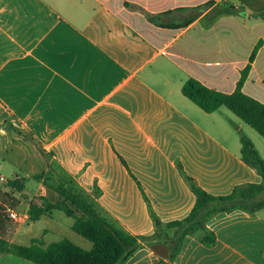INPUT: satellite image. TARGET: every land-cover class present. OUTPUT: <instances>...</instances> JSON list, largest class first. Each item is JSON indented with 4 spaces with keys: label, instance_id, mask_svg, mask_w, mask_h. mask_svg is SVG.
<instances>
[{
    "label": "crops",
    "instance_id": "1",
    "mask_svg": "<svg viewBox=\"0 0 264 264\" xmlns=\"http://www.w3.org/2000/svg\"><path fill=\"white\" fill-rule=\"evenodd\" d=\"M209 1L243 6L244 15L179 25L186 9ZM248 64L242 93L264 104V0H0V169L12 156L21 166L38 160V147L97 192L127 231L150 237L152 214L165 225L192 210L185 177L214 196L264 184L243 162L240 142L264 159V137L225 107L203 112L181 91L191 78L230 94ZM31 225L0 236L21 246L54 243ZM206 226L215 244L188 235L175 264H264V209L220 212ZM80 238L72 243L90 250ZM168 254L166 243H155L124 264H160ZM0 264L35 263L0 253Z\"/></svg>",
    "mask_w": 264,
    "mask_h": 264
},
{
    "label": "trees",
    "instance_id": "2",
    "mask_svg": "<svg viewBox=\"0 0 264 264\" xmlns=\"http://www.w3.org/2000/svg\"><path fill=\"white\" fill-rule=\"evenodd\" d=\"M230 5L209 1L198 7L186 9L189 11V16L179 25L187 26L200 16L210 23L222 14L244 15V10L233 9ZM159 20L160 17L155 16L150 21L156 25H163ZM256 51L257 47L252 52L249 63L252 62ZM249 68L248 64L241 72L235 91L230 94L209 89L191 78L183 84L182 94L207 114L225 107L264 137V104L246 96L241 90ZM240 142L243 162L264 179V159L258 155L254 145L248 139L241 136ZM58 166L62 175L54 181L48 177L43 184L59 199L54 203H49L46 198L42 199V204L31 202L28 210L29 217L32 221H37L52 210L63 211L73 219L72 231L91 242L92 248L84 250L66 238L51 243L45 248L38 239H33L30 246H21L10 243L0 236V253L11 254L35 264H124L142 246L151 247L155 243H166L169 254L165 259H160V264H175L174 261L184 237L196 236L201 244L208 247L215 244V234L207 228L206 224L216 214L242 210L253 215L264 209V200H256V196L264 192V184L238 185L228 195L214 196L198 187L193 179L185 177L195 196V203L190 213L181 220L171 221L165 225H162L152 214L156 226L155 233L150 237L136 236L127 231L100 206L97 201V192L86 191L70 173L60 165ZM37 178L42 177L38 175ZM7 184L19 191L23 188L18 178L8 180ZM3 194L5 196V193ZM1 209L2 206L0 211ZM162 228L172 229L173 234L170 237H164L161 234Z\"/></svg>",
    "mask_w": 264,
    "mask_h": 264
},
{
    "label": "rangeland",
    "instance_id": "3",
    "mask_svg": "<svg viewBox=\"0 0 264 264\" xmlns=\"http://www.w3.org/2000/svg\"><path fill=\"white\" fill-rule=\"evenodd\" d=\"M35 154L38 155L39 163L38 160L31 157L23 166L19 165L18 158H15V156L10 157V159H5L3 167L0 169V176L4 178V180L0 179V206L5 204L10 207H15L19 202H23L24 206L27 204L30 205L31 202L42 204V199L45 195H54L57 197L52 192L47 193L43 181L48 177H51L54 181L62 175L61 169L50 155L43 153L38 147H35ZM38 175L42 178H37ZM16 178L21 181L23 186L20 191L18 189H12L7 184L8 180H14ZM3 193H5V196ZM0 214L2 219L0 235L10 236L16 229L28 228L33 223L30 218L24 222H10L3 213ZM72 221L73 219L63 211L54 210L50 215L40 218L37 223L31 225V233L33 235L40 234L43 229H47L48 231L43 237L46 243L56 242L62 238L74 242V237L80 238V236L72 231ZM161 234L164 237H170L173 234V230L162 228Z\"/></svg>",
    "mask_w": 264,
    "mask_h": 264
},
{
    "label": "built area",
    "instance_id": "4",
    "mask_svg": "<svg viewBox=\"0 0 264 264\" xmlns=\"http://www.w3.org/2000/svg\"><path fill=\"white\" fill-rule=\"evenodd\" d=\"M1 179L4 180L3 178ZM28 210V205L24 206L23 202H19L15 207H10L8 205L2 204V209L0 213H3L10 222L19 223L27 221L30 218Z\"/></svg>",
    "mask_w": 264,
    "mask_h": 264
},
{
    "label": "water",
    "instance_id": "5",
    "mask_svg": "<svg viewBox=\"0 0 264 264\" xmlns=\"http://www.w3.org/2000/svg\"><path fill=\"white\" fill-rule=\"evenodd\" d=\"M230 7L233 8V9L237 8L238 10H244V7L243 6L236 7L234 5H230Z\"/></svg>",
    "mask_w": 264,
    "mask_h": 264
}]
</instances>
